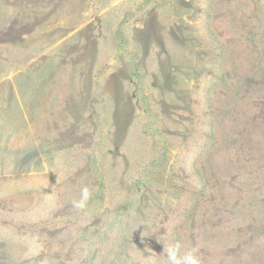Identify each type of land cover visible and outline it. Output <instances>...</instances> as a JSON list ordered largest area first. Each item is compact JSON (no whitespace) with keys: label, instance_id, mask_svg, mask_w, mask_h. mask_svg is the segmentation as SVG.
Instances as JSON below:
<instances>
[{"label":"rangeland","instance_id":"obj_1","mask_svg":"<svg viewBox=\"0 0 264 264\" xmlns=\"http://www.w3.org/2000/svg\"><path fill=\"white\" fill-rule=\"evenodd\" d=\"M162 241L264 264V0H0V264Z\"/></svg>","mask_w":264,"mask_h":264},{"label":"clouds","instance_id":"obj_2","mask_svg":"<svg viewBox=\"0 0 264 264\" xmlns=\"http://www.w3.org/2000/svg\"><path fill=\"white\" fill-rule=\"evenodd\" d=\"M90 190L87 186L81 188L79 200L73 201V207L76 209H83L90 198ZM163 242V241H162ZM164 244V250L161 254L164 256V264H201L199 251L193 247L187 251H182V245L179 241ZM147 252V249L145 250ZM144 251V252H145ZM140 264H160L157 257L149 253L141 258Z\"/></svg>","mask_w":264,"mask_h":264}]
</instances>
